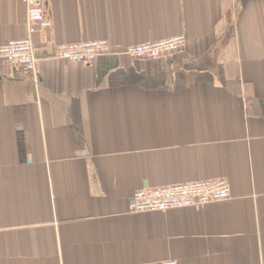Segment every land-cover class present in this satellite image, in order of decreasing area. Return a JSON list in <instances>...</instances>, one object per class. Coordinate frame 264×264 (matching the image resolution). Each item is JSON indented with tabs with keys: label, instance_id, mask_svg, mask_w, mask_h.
<instances>
[{
	"label": "crops",
	"instance_id": "crops-1",
	"mask_svg": "<svg viewBox=\"0 0 264 264\" xmlns=\"http://www.w3.org/2000/svg\"><path fill=\"white\" fill-rule=\"evenodd\" d=\"M33 77L0 63V264H264V0H44ZM0 0V46L26 32ZM183 36L165 60L113 49ZM224 179L230 199L129 214L138 190Z\"/></svg>",
	"mask_w": 264,
	"mask_h": 264
},
{
	"label": "built area",
	"instance_id": "built-area-1",
	"mask_svg": "<svg viewBox=\"0 0 264 264\" xmlns=\"http://www.w3.org/2000/svg\"><path fill=\"white\" fill-rule=\"evenodd\" d=\"M26 9V32L20 40H12L0 46V63L17 66L36 75L37 54L32 38L49 28L44 15V0H20ZM185 38L177 36L157 42L113 49L107 41H90L56 46L50 57L70 63L90 66L103 55L116 54L138 61L165 60L185 46ZM37 85L36 76L33 79ZM230 199V187L226 180H206L184 184H173L160 188L136 191L128 203L129 214L164 213L186 208H201L209 204L226 202ZM167 264H175L167 263Z\"/></svg>",
	"mask_w": 264,
	"mask_h": 264
}]
</instances>
